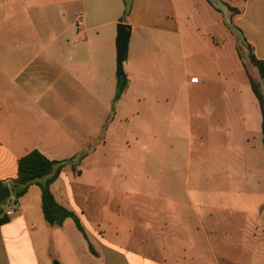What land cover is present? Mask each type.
<instances>
[{
  "label": "crops",
  "instance_id": "obj_1",
  "mask_svg": "<svg viewBox=\"0 0 264 264\" xmlns=\"http://www.w3.org/2000/svg\"><path fill=\"white\" fill-rule=\"evenodd\" d=\"M224 1L242 11L234 23L264 59V0ZM7 2L0 8V19H7L0 29V181H15L19 160L33 150L62 161L86 149L76 171L66 166L51 190L79 217L88 241L72 219L62 227L47 224L41 189L34 185L16 205L20 215L12 218L15 210L0 227V264H51L38 251L46 250L49 239L61 264H193L190 259L201 261L207 252L211 264H254L257 256L264 264V212L256 220L249 211L255 204L249 197L264 192L263 117L235 53L234 59L215 54L222 43L214 36L209 1L131 0L125 16L124 0H51L45 5L52 12L42 16L54 20L43 21L40 32L29 23L32 0ZM119 24L129 27L130 39L127 86L114 104ZM197 36L211 65L223 66L226 82L218 79L222 70L213 78L189 68V59L199 56L192 42ZM128 113L136 118L135 135L122 130ZM145 129L150 139L143 137ZM207 130L231 133L217 143L228 145L230 139L240 146L232 156L237 174L223 167L217 173V205L194 202L188 181L180 186L176 180L179 154L187 150L191 156L195 139L208 138ZM205 162L202 156L197 160L198 175ZM85 175L86 184L80 182ZM250 176L253 188L246 189ZM143 178H151L150 188L143 187ZM128 179L135 187H127ZM232 185L240 196L236 207L221 203ZM19 239L27 249L10 250L9 242Z\"/></svg>",
  "mask_w": 264,
  "mask_h": 264
},
{
  "label": "rangeland",
  "instance_id": "obj_2",
  "mask_svg": "<svg viewBox=\"0 0 264 264\" xmlns=\"http://www.w3.org/2000/svg\"><path fill=\"white\" fill-rule=\"evenodd\" d=\"M50 1L51 0H32V2H30L32 10H31V18L29 19V23H30V26H32L33 28L36 27L39 30V32L41 30L40 25L43 27V21H47V23H51L54 20V19H46L45 17L42 16L47 12H48V14H50L52 12L53 7H49V6L46 7V5H45L46 3L47 4L51 3ZM0 4L2 5L0 8L5 10L7 8L6 5H8V2H7V0H0ZM14 4H15V2H14ZM36 5H41V8H39ZM210 7L212 9V15H213L215 21L217 22L216 26L212 27V28L216 29V30L213 29L214 30L213 31L214 36L217 38L218 42L222 43L220 46H218L219 49L217 48L218 50L217 49L215 50V54H218L220 57L221 56L220 52H222L223 55L225 54L224 59H234L233 53H235V57L237 58L238 66L240 65L241 69L244 68L243 71H245V73L247 74L246 68H245V66H244V64H243V62L239 56L240 51L242 54H244L243 56H245L247 52L240 47L238 34L226 26V24L222 21V15L220 14V12H218V10H216L211 5H210ZM6 20H7L6 17L2 20L0 19V29L3 28L2 25H4V23H6ZM201 23H202V20H200L199 27H200V25H202ZM107 27H103L101 29V31L104 33V31L107 30ZM33 28H32V30H33L32 35L35 34V31ZM207 28L208 29H204L205 30V32L203 31L204 33L210 32L209 27H207ZM116 30H117V27H116ZM42 40L44 41V37ZM46 41L47 40L45 38V42ZM192 42H193L194 46L196 45V49L199 53V56L197 57V59L195 58L193 60V58H192V59H189V61H188L189 62L188 63L189 68L192 70V72L194 74L206 73V74L211 75V77L215 78V74H216L215 71H217V69H218V72H221V70H222V74L218 77V79L219 80H225V82H226V79H228V78H226V74H224V73H226V71L225 72L223 71L224 69H223V66H221V64L211 65L210 60H209V56H208V50L205 49V44L201 41V39L197 36L196 38L193 39ZM258 52H259V54H262L263 51L259 50ZM114 64H115V69L117 70V54L115 55V63ZM233 64L235 65L236 62H234ZM246 67L248 68L250 75L252 77L256 78L257 77L256 69L254 67L250 66L249 64ZM124 69H125V64H123V71H124ZM194 80L195 79L193 78V81ZM247 81H248V78H247ZM175 90H176V88H175ZM114 104H116V103H114ZM125 104L126 105L124 107L125 108L124 110L126 111L128 104H129V101L127 100L125 102ZM120 110L122 112V109H120ZM123 115L124 114L122 113V116ZM135 120H136V118H134L133 116H131L128 113L127 120H125L123 122V125H124L123 128L124 129H122V130L127 131L129 134L133 133L135 135L136 134ZM110 122H111V119L109 120V123ZM143 131H144L143 137L150 139L151 130L149 131V130L145 129ZM146 133L148 135H146ZM206 133H207V136L209 134L208 138L202 139V137L197 136V138L195 139V143L193 144V153L191 156L187 153V150H186V153L179 154L180 155V161H177V169L178 170L176 173H177L178 178L176 180H177V182H179L180 186H181V183H182V185L186 186V183H184V181L185 180L188 181V183H187V187L189 185V191L188 192L190 193L191 198L194 202H196V203L202 202V204L208 203V204L217 205L220 203V200L217 199V195L215 192L216 191L215 188L217 185L216 180H218L217 179L218 178L217 173L224 171L223 169L220 168V167H223V168H225L226 172H229L228 174H237V170H240V167L238 165L236 166V163H233L232 156L238 155V152H239L238 150H239L240 146L237 145L235 147L234 145H232V141L230 139L228 141L230 144L228 143V145L217 143V140H219V138L222 139V137L223 138L227 137V136L231 135V133H228L227 136H226V133H223V132L222 133H216V132L207 130ZM50 139L56 140V136H54L53 138H50ZM256 141L257 140H255V141L251 140V143L255 146V145H257ZM175 146H177V148L179 147V145H175ZM258 148H261V146H258ZM251 150H252L251 151V153H252L254 151V149H251ZM85 151H87V150L85 149L83 152H85ZM80 154L81 153H79L78 156ZM227 154H229L231 156V158H230L231 162L228 164V168L226 166V163L224 166V162H223V157H224V155L227 156ZM200 156H202L203 158H207V162H205L203 164L204 170L201 172V174L198 175L195 172V169H196V162ZM190 157H192V159H193L192 162L189 161ZM82 161L80 163L75 162L76 166L80 165L82 163ZM190 171H191V173H190ZM263 176L264 175H262V177ZM143 179H144L143 187L150 188L152 186L151 178H143ZM228 179H229V182H231L233 184V178L232 177L229 178L227 176L225 178V180L227 181ZM86 181H87V179H86V175H85V177L82 178V180L80 182H83L84 184H86L85 183ZM226 181L224 184L225 188L228 187L227 186L228 182L226 183ZM127 182H128L127 187L128 186L135 187V185H136L135 180L131 181L128 179ZM262 184L264 186V182ZM233 185H232L233 190L230 191V194L228 196H226L223 200H221V203H223V202H225L224 204L231 203L232 205H234L236 207L240 203V199H239L240 196L238 195V193L236 191H234ZM199 186H201L203 188L202 194L198 193L199 189H196V187H199ZM235 188H237V187H235ZM247 188H253V179L251 178V176H250V183L246 184V189ZM243 196H244V194L242 195V197ZM249 198H250V201L255 202L254 205H250V209H249L250 213L253 215L254 214L256 215V217H255L256 220H258V219L261 220L260 214L262 212H264V209L262 208L264 206V192L256 193L255 196H253V197L250 196ZM21 200H23V199H21ZM144 201H148V200L144 199ZM13 208H15L16 211H15V215L12 218H15V217L19 216L21 213L18 210L19 208L17 206H10L9 204L4 206L6 213ZM49 229H52V228H49ZM54 231H57L55 233H61L60 229H55ZM21 233H23V231H21V230L15 231V234H21ZM211 237H212L211 241L213 240L212 242H214V237L213 236H211ZM58 247L59 246L56 244L55 248H58ZM25 248L27 249L23 239H19L16 242H13V241L9 242V249L10 250H15V249L24 250ZM38 251L42 252V253L44 252L47 260L51 264H54L55 262L60 263L59 259L58 258L56 259V257H55L56 253L54 252V243L52 241H50V239H49L48 245L46 247V250H45V248L41 249L38 246ZM202 257H203V259H201V261L199 258H195L193 260L190 259V260L192 261L193 264H197L199 261L200 262L205 261L206 264L213 263V258H212L211 253H209V252L204 253V255ZM262 260L263 259L260 256H257L256 258H254V264H259V262ZM63 261H64V259H63ZM224 261L227 263L228 259H225ZM224 261L222 260V263H224Z\"/></svg>",
  "mask_w": 264,
  "mask_h": 264
},
{
  "label": "trees",
  "instance_id": "obj_3",
  "mask_svg": "<svg viewBox=\"0 0 264 264\" xmlns=\"http://www.w3.org/2000/svg\"><path fill=\"white\" fill-rule=\"evenodd\" d=\"M125 1V16L129 13L131 0ZM209 3L218 11H220L224 16V21L226 26L235 31L238 34L240 47L247 53H239V56L246 68L247 76L251 89L259 102L261 109L263 122H262V132H263V144H264V59H259L256 57L254 48L245 36L244 31L234 23V19L242 14V11L236 7L231 6L224 0H208ZM254 67L257 71V77L254 78L250 75L247 65ZM127 86V80L125 76L119 80V88L117 95L115 97L114 103L119 100L122 93ZM109 120L104 125L101 139L104 138V134L107 130ZM88 155V151L81 152L79 156L73 157L68 160H50L44 154L38 150H33L26 156L22 157L18 162V177L15 181L10 184L0 181V191L4 188L9 187L11 191V197L0 204V227L11 222L10 216L6 213L4 206H16L19 201L28 193L31 186H38L41 189L42 194V210L44 218L47 224L51 227H62L67 219H72L83 235L85 240L88 241L87 234L80 222L79 217L71 210L62 206L56 200L51 186L59 178L63 169L72 165L73 170L76 171V163H80ZM90 250L93 254H96L92 246L89 244Z\"/></svg>",
  "mask_w": 264,
  "mask_h": 264
},
{
  "label": "water",
  "instance_id": "obj_4",
  "mask_svg": "<svg viewBox=\"0 0 264 264\" xmlns=\"http://www.w3.org/2000/svg\"><path fill=\"white\" fill-rule=\"evenodd\" d=\"M129 39H130V32L129 27L126 24H119L117 26V72L118 78L121 80L124 75L123 71V64L127 59L128 50H129ZM10 188H4L0 191V204L6 201L8 198L11 197ZM54 264H59L55 262Z\"/></svg>",
  "mask_w": 264,
  "mask_h": 264
},
{
  "label": "built area",
  "instance_id": "obj_5",
  "mask_svg": "<svg viewBox=\"0 0 264 264\" xmlns=\"http://www.w3.org/2000/svg\"><path fill=\"white\" fill-rule=\"evenodd\" d=\"M13 209H14V210H13ZM13 209H11L10 211L7 212V214H8L9 216L12 215V214L14 213L15 208H13Z\"/></svg>",
  "mask_w": 264,
  "mask_h": 264
}]
</instances>
